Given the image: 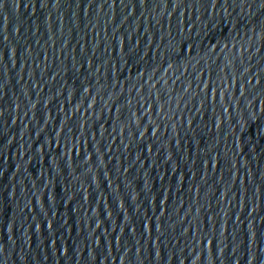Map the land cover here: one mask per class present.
<instances>
[{"label": "water", "instance_id": "obj_1", "mask_svg": "<svg viewBox=\"0 0 264 264\" xmlns=\"http://www.w3.org/2000/svg\"><path fill=\"white\" fill-rule=\"evenodd\" d=\"M0 264H264V0H0Z\"/></svg>", "mask_w": 264, "mask_h": 264}]
</instances>
